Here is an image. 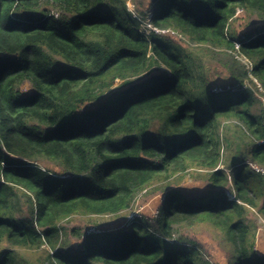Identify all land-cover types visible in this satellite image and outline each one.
Returning a JSON list of instances; mask_svg holds the SVG:
<instances>
[{
	"label": "trees",
	"instance_id": "1",
	"mask_svg": "<svg viewBox=\"0 0 264 264\" xmlns=\"http://www.w3.org/2000/svg\"><path fill=\"white\" fill-rule=\"evenodd\" d=\"M131 1L160 31L126 0H0V264L205 263L178 231L203 222L227 264H264L246 216L264 220V0ZM241 11L260 25L237 33ZM174 174L206 187L98 225Z\"/></svg>",
	"mask_w": 264,
	"mask_h": 264
},
{
	"label": "rangeland",
	"instance_id": "2",
	"mask_svg": "<svg viewBox=\"0 0 264 264\" xmlns=\"http://www.w3.org/2000/svg\"><path fill=\"white\" fill-rule=\"evenodd\" d=\"M126 7L138 17L141 22V31L144 33H149L154 29L153 25L149 22L148 19L142 16V10L139 9L131 0H126ZM55 16H58L61 11L54 10ZM260 20L257 17H251L244 11H241L238 14V18L235 19L233 25L237 33H241L246 29L252 28V26L260 25ZM163 34H168L169 31H162ZM179 37V36H178ZM244 62L247 59L242 56L240 57ZM250 69L252 70L254 64L249 63ZM216 69L219 71V66L216 64ZM164 69L163 67H160ZM256 76V75H255ZM257 77V76H256ZM257 82V81H256ZM119 83V82H118ZM257 84H259L257 82ZM29 87L27 84L22 86V91H25L26 88ZM114 89L109 92H106L105 96L109 94L115 93L117 87H113ZM226 87H222L224 90ZM214 91H221L220 86L214 88ZM264 102V97L261 98ZM260 103H256L254 107V111L260 112ZM85 109V108H83ZM82 109V110H83ZM226 124L229 125L226 127ZM223 130L225 134L232 137L233 139L237 136L236 134L241 133L242 131H236L235 127L231 126V123H225L223 126ZM247 139V137H245ZM227 164L222 165V167L226 168ZM179 187L183 188L185 192L195 193L200 190H203L206 185L201 180L194 179L189 174L179 175L174 174L168 180L162 183H155L149 193H141L137 195V197L133 200L130 207L125 210L121 215L117 216H99L97 218V223L100 225L101 223H105L102 227H121L126 225L127 222L131 221L134 218H139L141 214L147 216V218L154 216L157 213V208L159 206V198H161L162 190L161 187ZM160 187V188H159ZM247 219L255 224V245L259 255H264V220L262 216L256 212V210H252V212L248 213ZM62 225L66 228L71 227H80L81 229L86 230L87 232L93 231L95 229V224L92 222L91 218L87 215L75 213L70 217L64 219L62 221ZM178 231L183 236H190L195 239L198 244L199 251V259L201 261H205V263L199 264H227V261L231 257V253L229 252V246L224 241L222 233L215 230L209 223L203 222L198 223L193 226H181L178 227ZM118 233V232H115ZM176 242L175 237L173 236L169 243L174 244ZM24 254H27L23 251ZM36 254V253H35ZM33 254V255H35ZM28 255V254H27Z\"/></svg>",
	"mask_w": 264,
	"mask_h": 264
},
{
	"label": "built area",
	"instance_id": "3",
	"mask_svg": "<svg viewBox=\"0 0 264 264\" xmlns=\"http://www.w3.org/2000/svg\"><path fill=\"white\" fill-rule=\"evenodd\" d=\"M154 29H152V30H154V31H160L158 28H156L155 26L153 27Z\"/></svg>",
	"mask_w": 264,
	"mask_h": 264
}]
</instances>
